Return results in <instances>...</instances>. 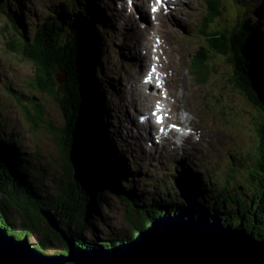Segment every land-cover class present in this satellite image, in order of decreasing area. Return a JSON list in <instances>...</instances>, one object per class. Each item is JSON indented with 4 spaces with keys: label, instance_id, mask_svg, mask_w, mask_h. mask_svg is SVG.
<instances>
[{
    "label": "trees",
    "instance_id": "16d2710c",
    "mask_svg": "<svg viewBox=\"0 0 264 264\" xmlns=\"http://www.w3.org/2000/svg\"><path fill=\"white\" fill-rule=\"evenodd\" d=\"M220 1L206 2L207 15L204 14L203 23L199 25L200 31L195 37L197 41L203 42L199 46L205 49L208 56L203 57L201 54L199 57L204 59V63L191 64L192 79L198 84L210 85L214 78L213 73L209 72L213 71L210 65L215 60L217 64V59L222 55L233 67L232 79L248 83L264 94V69L260 67L264 63V43L261 49L253 51V46H258V39L261 41L262 37L263 24L262 22L258 24L259 20L256 19L258 8L255 6L257 3L262 5L261 1L235 0L233 4L240 8L238 23L235 21L232 26L228 21H226L228 24L223 21V29L213 31L211 27L222 17L225 10L223 2ZM10 6L5 0L3 13L15 33V38L9 36L10 42L14 43L10 45L14 46L8 48V51L33 64L34 78L31 84L39 92L40 97L27 96V101L33 105V111H29L20 103L24 102V94L21 91L24 86L22 88L19 86L14 92L11 91L10 86H5L6 91L15 97L29 131L35 135L45 130L53 136L54 142H57L60 141L59 136L53 135L54 126L47 118L41 103L43 94L50 95L61 111L63 120L69 126L76 158L71 163L61 159L63 164L60 163V168L63 176L55 178L57 191L61 192V195L64 194L62 199H59L48 192L40 183L41 179L35 178L36 172L46 173L35 159L37 155L28 157L21 152L15 146V136L8 135L7 138L1 136V227L18 238L24 235L29 239L38 237L37 223L40 219V211L50 210L59 217L64 232L73 238L77 245L83 248H107L131 240L133 235L145 229L151 221L161 215H181L184 218L190 216L193 219H207L215 223L220 217H224L225 222L221 227L241 229L251 234L255 240L264 242L263 152L257 149L253 162L240 178L241 185L238 187L203 185L200 180H194L189 168L186 167L181 174L171 176V181L168 183L169 201L136 202L129 193H126L123 186L126 184L121 186L120 181L117 183L116 168L100 150L98 142L100 119L97 116L102 115L104 100L98 91L96 73L101 69L99 55L94 49V44L97 43L94 34L97 35V31L93 24L91 9L89 6H83L82 12L85 17L80 14L76 17L74 14L72 16L68 12V6L60 13L55 10L37 24L32 38L28 39L22 17L19 15L16 17L14 11L11 12ZM89 19H92L90 28L87 24ZM70 23L76 24L70 25ZM16 37L19 39L17 40ZM200 47L198 50L201 51ZM57 73L63 75V84L58 93L53 90L54 75ZM221 81L224 79L218 78L220 85ZM224 83L223 88H228L225 81ZM12 99L14 100L13 97ZM96 105H101V110L96 111ZM248 164V162L244 164L240 162L239 166L244 168ZM228 179L235 180V176ZM228 179L226 181H229ZM109 194L117 196L124 207L125 227L122 234L120 236L115 234L116 236L103 240H87L83 237L84 230L88 227L86 221L97 214L96 206ZM5 211L13 213L11 218L6 216ZM74 223L76 225L72 231ZM37 241V249L45 251L46 245L41 239L37 238Z\"/></svg>",
    "mask_w": 264,
    "mask_h": 264
},
{
    "label": "rangeland",
    "instance_id": "374dc122",
    "mask_svg": "<svg viewBox=\"0 0 264 264\" xmlns=\"http://www.w3.org/2000/svg\"><path fill=\"white\" fill-rule=\"evenodd\" d=\"M186 1L179 0L175 6L171 5V15L166 20L167 23H164L167 24L168 30L170 29L171 31L169 30L168 32L166 27L163 32L160 27L156 31L155 22L150 24L148 31L149 33L162 34V37L159 38L165 42V47L168 49L173 48L177 52L176 59L179 62L178 64L174 63L175 66L172 70H168L167 87L165 86V89L172 100H174V109L180 110L182 105L186 107V111L179 112L181 115L179 116L178 114V118L185 121V123L188 121L199 123L205 128H210V125L213 126L207 132H197L196 135H191L188 138L190 141L187 144L183 143L179 146L183 154H181V157L176 162L184 163L182 159L191 162L194 165V170L200 176L202 175V178L208 180V183H206L211 186L238 187L241 185L240 178L251 166L253 157L257 153L258 144L253 131L254 124L251 121L255 114H253L254 111H252L251 107L245 106L239 93L232 89L230 90L229 87L223 88L225 86L224 81L226 82V80L221 81V85L218 83V78L220 80L225 79L227 77L226 74L229 72V68H222L224 66L223 61L217 59V64L216 60L212 61L210 68H213V71L210 70L209 72L213 73L214 78L210 85L198 84V82L196 83L192 79L190 65L192 63L195 65L204 63V59H200L199 57L201 54H203V57L208 56L204 51L205 49L199 46L203 42L201 43V40L197 41L194 37V34L200 29L199 25L203 23L206 0H189L188 5H186ZM70 2L72 0H21L20 11L12 6L10 7L11 11L13 10L17 16L19 14L20 17L23 16V28L26 31L28 39H30L35 32L34 30L37 29L35 26L41 13H46V10L43 8L44 5L50 9L52 6L61 7L62 5L60 4L65 5ZM220 2H223L225 8L222 15L224 17L223 20L226 19L230 23L229 25L233 26L234 20L237 22L239 19L240 8L237 5L235 7V0H221ZM4 3L5 0H0V7H4ZM79 3L81 4V2ZM84 3L86 7L89 6L93 10L96 21L106 26L103 30L101 28L98 29L102 34L94 46L96 47L95 50L100 51L99 53L103 58V65L105 67L103 80L107 84L104 100L105 108L109 113V118L104 113L101 117L99 114L97 116L100 119L98 123L100 128V139L98 141L100 150L109 158L113 167H117L118 162H124L127 170L121 171L124 166L116 168L117 183L120 181L121 186L126 184V186L123 185L127 191L126 193H129L136 202L141 201L144 203L146 200H149L150 203H155L157 200L169 201L168 183L171 181L169 172L173 169L171 166L174 165L169 159L171 160V157L178 158L180 156L178 153L180 149H177L176 145L171 141H165L156 147L154 145L149 147L146 144V140L150 142L152 140L153 143V136L148 137L145 135L146 140L134 139L132 136L127 137L128 130L126 132L124 129L122 130L121 125L123 124L124 126L126 121L121 119L120 112H124V116H127L134 109L126 104L125 101L129 104L137 103L134 106L135 108H139V99H134V97L140 94L138 92V84L141 77H143V71L146 69V62L142 49H139L138 46L142 42L141 39L145 36L143 34V27H147L146 19L142 17L143 23L140 25L135 24L133 17L129 19L126 14L122 15V11L125 8L122 3H119L120 11L116 10L117 14L110 13V11H114V8H110L109 5H107V8H104L101 0H85ZM96 6L98 7L96 8ZM255 6L258 8L257 11H261L260 15L264 14V0H262V6L259 3ZM113 7H115L114 4ZM80 9L83 10L82 4ZM70 13L72 12L70 11ZM71 15L73 16V14ZM76 15L75 13L74 16L76 17ZM83 15L84 12H82V17H84ZM121 18L124 19L122 20ZM126 18L129 20L125 21ZM85 19L87 20V18ZM258 19L261 20L260 18ZM226 21H224L225 24L227 23ZM219 22H214V26L211 27L213 31H221L223 29V25H219ZM72 24L74 25V23ZM87 24L89 27L92 25L90 19ZM169 26L174 28V32ZM10 34L11 37L15 38L11 24L7 21L3 10L0 9V137L15 136V146L21 152L27 154L26 156L28 157L37 155L35 159L38 160V164L46 173L36 172L35 178L41 179L40 183L47 188L49 193L62 199L64 194L61 195V192L57 191L55 185L57 180L55 178L58 179L63 176V171L60 168V150H62L63 146L60 145L59 141L54 142L53 136L45 132V130L33 135L23 121L21 108L16 103L15 97L12 94V96L9 95V92L5 90L6 87L4 85L10 86L12 92L19 86V88L24 86L21 90L24 94V102L20 103L21 106L26 107L29 111H33V105L27 101V96L40 97L39 92L31 84L34 78L33 66L27 60L21 59L17 54L8 51V48L14 46L10 45L14 44L9 40ZM94 36L98 39L96 33ZM16 39L18 40L19 38L16 37ZM262 43H264V33L262 34L261 41L258 39V46L254 45L253 51L261 49ZM142 45L140 46L142 47ZM199 47L201 51L198 50ZM142 62L144 65L143 71L134 79V75ZM263 64L260 67L264 69ZM171 71L181 74L180 82L184 83L181 97L174 95L178 78L175 73L177 80L174 79V76L170 75ZM109 87L112 88V92L109 91ZM223 89L224 91H222ZM100 90L101 83L98 86L99 93ZM263 96L264 94H262ZM225 100L227 101L225 102ZM155 102L158 103V110L162 109L164 104L158 100L152 101V104ZM43 108L49 120L53 122L56 128L63 123L61 111L53 102L44 103ZM138 117L136 115L133 124L131 121H127L136 130L139 127L147 126L150 119L146 120V117L144 123L140 122L141 120ZM107 135L110 138L106 137ZM140 135L143 136V134ZM103 136H105L106 144H108L105 146L109 149H106L101 143V140H104ZM154 136L157 137L155 134ZM179 140H182V137ZM134 141H136V144ZM167 148H169V152L165 153L164 149ZM114 151L120 158L114 154ZM170 152L173 154H169ZM240 162L243 164L248 162L249 164L243 168L239 166ZM141 169H144V172ZM120 176H123V178ZM231 176H235V180H229L228 177ZM227 179L229 181H226ZM114 184L116 185L115 182ZM8 212L5 211L4 213L8 218H11L13 213ZM96 212L97 214L91 218L92 222L89 219L86 221L89 228L87 227L84 230V238L96 241L97 239L103 240L113 237L115 234L119 236L122 234V230L125 227L123 220L124 207L117 196L113 194L105 196L96 206ZM162 216L155 218L150 224L162 218L173 217ZM224 219V217H220L219 221L216 222L217 225L221 227V224L225 222ZM89 224H92V226ZM75 225V223L72 225V231H74ZM228 229L235 230L238 228L228 227ZM37 238L36 236L32 237L30 242L36 245ZM56 249L55 246L50 250L55 251Z\"/></svg>",
    "mask_w": 264,
    "mask_h": 264
},
{
    "label": "water",
    "instance_id": "95a60500",
    "mask_svg": "<svg viewBox=\"0 0 264 264\" xmlns=\"http://www.w3.org/2000/svg\"><path fill=\"white\" fill-rule=\"evenodd\" d=\"M219 60L224 62L222 68H229L224 80L230 90L239 93L245 106L254 111L251 113L255 118L251 121L257 149L264 153V97L250 84L232 79L234 70L227 58L220 55ZM54 82L53 90L58 93L63 75H54ZM46 102L56 106L50 95L43 94L41 103ZM65 122L63 120L57 128L53 125V135L59 136L63 146L61 164V159L71 163L76 158L72 134ZM37 226L38 240L46 245L45 251L37 249L38 241L35 245L26 235L18 238L0 226V264H264V242L243 230L222 228L213 221L190 216L159 219L133 235L131 240L107 248L77 245L64 232L59 217L50 210L40 211ZM55 246V251L50 250Z\"/></svg>",
    "mask_w": 264,
    "mask_h": 264
},
{
    "label": "bare ground",
    "instance_id": "6f19581e",
    "mask_svg": "<svg viewBox=\"0 0 264 264\" xmlns=\"http://www.w3.org/2000/svg\"><path fill=\"white\" fill-rule=\"evenodd\" d=\"M101 1H102V5H103L104 8H107V5H109L110 8H113V4L115 5V3H113L112 0H110V1L109 0H101ZM114 1H116V3H118V4L119 3H122V5H124V3H123L122 0H114ZM81 4H80V6H81ZM188 4H189V0L186 1V5H188ZM124 7H125V5H124ZM110 13L111 14H117L118 12L116 10H114V11H110ZM160 13H161L160 9L153 11V19L156 22H159V26H163V24L164 23H167V22L166 21H164V22L162 21V17H161V14ZM121 19L123 20L124 18H121ZM75 24L76 23H74V25ZM159 26L156 25V28H155L156 31L159 29ZM90 27H92V25H90ZM169 27L174 32V28H172L171 26H169ZM144 39H145V43H144V45H142V47L140 46L139 49H142L143 57H144V60L146 62V69L144 71L143 70L142 71L145 72V76L147 77L148 80L147 81H144L143 80V77H141V79L139 81V84H138V88H139L138 89V92L140 94L139 95H135L134 99L135 98H138L139 99V105L143 109L150 108V107L153 108V105H155V104H156V108H157V106H158V103L157 102H155L154 104H152V101H154V100H158V101L162 102V104H164L163 107H162V109L158 110V108H157V110L155 111V115L150 114V111H151L150 110L149 111V114L150 115H149V117L146 116L147 117L146 120H148L149 118H150V120H158V122H159V125L158 126H165L166 127L165 124L167 122H169L171 118H173V120L175 122L178 121V116H177L178 114L177 113H172V111L175 110L174 109V100H172L170 102L165 97H162L161 96L162 92H161L160 84L161 83L164 84V86H163L162 89L166 92V94H168L167 91H166V89H165V79H166V76H168L167 75V70H172L174 68V66H175L174 63H177L178 64V62H179L176 59L177 52L173 48H171V49L166 48L165 47V42H163V41H160L159 42V45L157 46V48H155L154 45L152 44V40L148 39V37H145ZM94 46H95V44H94ZM95 48L96 47H94V49ZM253 48H255V47L253 46ZM150 49L152 50L151 53L149 52ZM152 55L160 56V59H158V60L155 59V58L152 59ZM178 72H180V71H178ZM175 73H176V76L178 78V83H177V85H175L176 87H175L174 95H176L178 97H181V95L183 94V85H184V83L183 82H180L181 74H179L177 72H172L170 75H173L174 76V79L177 80V78H175ZM138 74L136 75L135 79L138 77ZM148 75H149L150 79L148 78ZM130 82H132V81H130ZM147 88H149L150 90H152V92H146L145 89H147ZM156 92H159L158 95L155 94ZM123 98H125V97H123ZM126 103H128V102H126ZM128 105H131V104L128 103ZM99 110H101V107L99 105H96V111H99ZM179 111H182V112L186 111V107L184 105H182L181 106V109ZM157 114H161V115L158 116ZM120 115H121V119L124 120V121H126V124L124 126H123V124H121V125H122V130L124 129L125 132H126V130H128L127 137L128 136H132L134 139H139V140L142 137L144 140H146L145 134H143V136H141L139 134V131H137L136 129H134L133 128V125H132L133 122L135 121L137 112L133 111V112L129 113L127 116L126 115L124 116V112L123 113L120 112ZM140 117L141 116H139L138 119ZM128 120L131 121V123H132L131 125H129L127 123ZM140 120H142V118H140ZM150 124L151 123L148 122L147 123V126L150 125ZM151 125L154 126L153 123ZM155 135H158V134H155ZM103 137H104V140L103 141L101 140V143H102V145H104V147L106 149H109L107 146H105V145H108V144H106V138H105V136H103ZM153 137H154V139H153V142H154V140L156 139V136H153ZM146 141H148V140H146ZM134 142L136 144V141H134ZM151 143H152V140H151ZM114 154L117 157H119L116 154L115 151H114ZM122 163L124 164V162H121V163L118 162L116 166L117 167L124 166V168H122L121 171L127 170L126 167H125V164L123 165ZM117 167H114V168H117ZM138 171H139V169H138ZM141 171L144 172V169H141Z\"/></svg>",
    "mask_w": 264,
    "mask_h": 264
},
{
    "label": "snow or ice",
    "instance_id": "6c2138e0",
    "mask_svg": "<svg viewBox=\"0 0 264 264\" xmlns=\"http://www.w3.org/2000/svg\"><path fill=\"white\" fill-rule=\"evenodd\" d=\"M153 11H155V9H153Z\"/></svg>",
    "mask_w": 264,
    "mask_h": 264
}]
</instances>
